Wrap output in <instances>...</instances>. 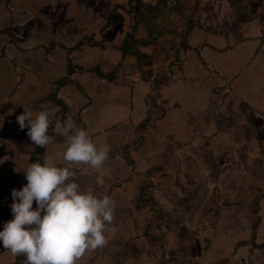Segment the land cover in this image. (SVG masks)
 Wrapping results in <instances>:
<instances>
[{"label":"crops","instance_id":"0c3cea01","mask_svg":"<svg viewBox=\"0 0 264 264\" xmlns=\"http://www.w3.org/2000/svg\"><path fill=\"white\" fill-rule=\"evenodd\" d=\"M57 119L110 148L71 168L116 201L77 264H264V0H0V231L30 164L67 166Z\"/></svg>","mask_w":264,"mask_h":264},{"label":"clouds","instance_id":"9594fccd","mask_svg":"<svg viewBox=\"0 0 264 264\" xmlns=\"http://www.w3.org/2000/svg\"><path fill=\"white\" fill-rule=\"evenodd\" d=\"M55 115L52 108H24L17 117L21 130L39 147L52 142L48 130ZM57 119L54 131L66 137V150L60 153L67 166L58 167L48 161L33 163L24 171L27 184L13 189L11 211L13 219L4 223L0 241L12 255L26 257L25 264H77L86 252L95 251L107 243L106 233L113 225L116 201L109 195L98 197L81 190L75 182L73 164L88 165L101 170L110 148L93 142L89 133ZM37 207L33 209V202Z\"/></svg>","mask_w":264,"mask_h":264},{"label":"rangeland","instance_id":"374dc122","mask_svg":"<svg viewBox=\"0 0 264 264\" xmlns=\"http://www.w3.org/2000/svg\"><path fill=\"white\" fill-rule=\"evenodd\" d=\"M22 35V34H21ZM31 35H26V34H24V37H26V38H28V37H30ZM23 37V38H24ZM12 56V55H11Z\"/></svg>","mask_w":264,"mask_h":264},{"label":"water","instance_id":"95a60500","mask_svg":"<svg viewBox=\"0 0 264 264\" xmlns=\"http://www.w3.org/2000/svg\"><path fill=\"white\" fill-rule=\"evenodd\" d=\"M181 5V4H180ZM182 6V5H181Z\"/></svg>","mask_w":264,"mask_h":264}]
</instances>
